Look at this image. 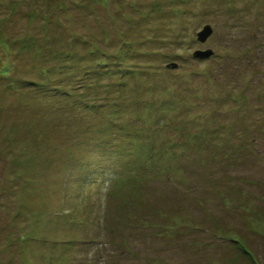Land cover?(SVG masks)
Segmentation results:
<instances>
[{
    "label": "rangeland",
    "instance_id": "374dc122",
    "mask_svg": "<svg viewBox=\"0 0 264 264\" xmlns=\"http://www.w3.org/2000/svg\"><path fill=\"white\" fill-rule=\"evenodd\" d=\"M0 264H264V0H0Z\"/></svg>",
    "mask_w": 264,
    "mask_h": 264
},
{
    "label": "water",
    "instance_id": "95a60500",
    "mask_svg": "<svg viewBox=\"0 0 264 264\" xmlns=\"http://www.w3.org/2000/svg\"><path fill=\"white\" fill-rule=\"evenodd\" d=\"M212 29H211V27L210 26H207V27H205L204 28V30H202V32H200L199 34H198V37H199V40L202 42V43H204V42H206V40L209 38V36H211L212 35ZM213 53H212V51H210V50H207V51H204V52H202V51H199V52H197L195 55V57H197V58H208V57H210L211 55H212ZM173 66L171 65L170 66V68H172Z\"/></svg>",
    "mask_w": 264,
    "mask_h": 264
}]
</instances>
